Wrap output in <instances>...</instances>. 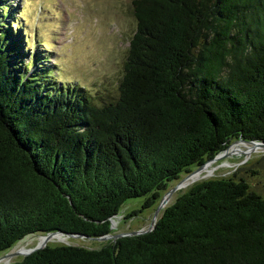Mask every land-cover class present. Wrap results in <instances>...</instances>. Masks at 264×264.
<instances>
[{"label": "trees", "instance_id": "obj_1", "mask_svg": "<svg viewBox=\"0 0 264 264\" xmlns=\"http://www.w3.org/2000/svg\"><path fill=\"white\" fill-rule=\"evenodd\" d=\"M130 7L114 90L86 93L46 65L28 73L0 0V255L31 235L114 234L127 201L155 210L234 141L264 142V0ZM234 177L179 191L148 233L10 264H264V197Z\"/></svg>", "mask_w": 264, "mask_h": 264}, {"label": "rangeland", "instance_id": "obj_2", "mask_svg": "<svg viewBox=\"0 0 264 264\" xmlns=\"http://www.w3.org/2000/svg\"><path fill=\"white\" fill-rule=\"evenodd\" d=\"M1 3L6 5L5 22L9 26L14 24L10 36L23 52V64H28V73L37 66L46 65L53 68L50 83L56 87L80 86L85 88L86 93L114 90L129 39L135 30L130 0H1ZM35 62L39 64L35 65ZM244 145H233L225 156L210 162L205 167L207 170L203 169L197 178H189L168 204L174 201L179 191L183 193L201 181L233 176L245 180L251 190L264 197V148L258 146L248 152L247 147L250 146ZM208 170L212 174L207 176ZM188 175L183 174L180 180ZM179 181L174 182L172 187ZM142 203V199H137L124 204L114 220V234L111 235L146 230L150 226L158 206L155 210L142 212ZM134 211L137 215L128 217ZM38 238L39 235L28 236L0 257L17 253L19 248H25L24 252L33 249L40 242ZM50 239L52 245H83L89 248H99L104 242L79 239L61 242V237ZM23 257L18 254L7 264Z\"/></svg>", "mask_w": 264, "mask_h": 264}, {"label": "water", "instance_id": "obj_3", "mask_svg": "<svg viewBox=\"0 0 264 264\" xmlns=\"http://www.w3.org/2000/svg\"><path fill=\"white\" fill-rule=\"evenodd\" d=\"M235 144H245L251 147L250 151H254L258 146L264 148V142H254V141H245V140H237L234 143H232L231 145H229L222 153L218 154L217 156H215L213 159H211L210 161L204 163L203 165H200L196 168V170H194L192 173H189L188 176H186L184 179L180 180L175 186H173L161 199L157 209L154 212V216L153 219L151 221L150 226L146 229V230H138V231H134V232H129V233H120V234H116V235H107L101 238H98L96 240L99 241H106V240H115L121 237H126V236H137V235H142L145 233L150 232L156 223V220L158 218V214L160 212L161 209H163L170 201V199L173 197V195L183 186V183L186 182L189 178H191L192 176H195L197 174H199L200 172L203 171L204 167L207 166L210 162H213L215 160H217L218 158L223 157V155L225 156V154L228 152V150ZM222 154V155H221ZM113 224H114V220L112 219L111 221V229H113ZM54 236H60L61 237V242H65V240L70 239V238H77V239H86L87 237L84 235H80V234H70V233H64V232H54V233H49L46 235H40L39 238H42L41 242H38L36 244V246L33 249H29L24 253H19V251L17 253H10V254H5L2 257H0V261H5L4 264H7L8 261H10L12 258H14L15 256H17L18 254L23 255L24 257L44 249L48 243H50L51 241V237Z\"/></svg>", "mask_w": 264, "mask_h": 264}, {"label": "bare ground", "instance_id": "obj_4", "mask_svg": "<svg viewBox=\"0 0 264 264\" xmlns=\"http://www.w3.org/2000/svg\"><path fill=\"white\" fill-rule=\"evenodd\" d=\"M245 146V145H244ZM247 150H248V152H250V150H251V147H247ZM208 166V165H207ZM207 166H205V167H207ZM205 167H204V169H205ZM207 169H205L204 171H206ZM212 171H207V176L208 175H211L212 173H211ZM198 176H199V174H198ZM197 175L196 176H192L193 178H191L190 180H193V179H195V178H197L198 177ZM190 180L186 183V185H188V183L190 182ZM195 181V180H194ZM54 237H60V236H54ZM54 237H51V238H54ZM38 241H42V238H38ZM26 247V246H25ZM19 253L20 252H24L25 251V248H19ZM6 260H4V262H5ZM1 262H3V261H0V264H1Z\"/></svg>", "mask_w": 264, "mask_h": 264}]
</instances>
